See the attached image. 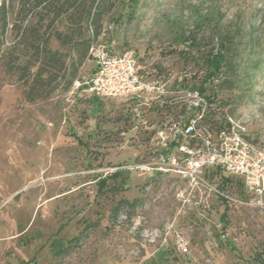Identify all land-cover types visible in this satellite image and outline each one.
<instances>
[{"label":"rangeland","instance_id":"1","mask_svg":"<svg viewBox=\"0 0 264 264\" xmlns=\"http://www.w3.org/2000/svg\"><path fill=\"white\" fill-rule=\"evenodd\" d=\"M193 37L197 46L187 44ZM98 41L134 50L150 74L189 70L196 90L205 80L201 94L218 102L206 126L230 116L264 148V0H121ZM222 41L233 89L206 77V57ZM93 66L87 58L76 79ZM72 85L27 102L0 59V264H264V206L240 177L210 176L242 203L208 191L178 195L185 186L173 171L121 168L110 176L149 160L153 146L133 133L130 102ZM176 232L188 241L185 254Z\"/></svg>","mask_w":264,"mask_h":264},{"label":"built area","instance_id":"2","mask_svg":"<svg viewBox=\"0 0 264 264\" xmlns=\"http://www.w3.org/2000/svg\"><path fill=\"white\" fill-rule=\"evenodd\" d=\"M89 58L93 71L74 80L73 90L130 102L133 133H143L153 146L149 160L117 166L115 171H173L185 186L178 195L208 191L226 202L242 203L213 183L210 176L222 171L240 177L245 190L264 206V148L253 144L230 116L216 129L206 126L207 113L218 102L184 84L189 70L150 74L134 50L116 52L100 41L90 46ZM176 247L181 254L189 249L179 232Z\"/></svg>","mask_w":264,"mask_h":264},{"label":"trees","instance_id":"3","mask_svg":"<svg viewBox=\"0 0 264 264\" xmlns=\"http://www.w3.org/2000/svg\"><path fill=\"white\" fill-rule=\"evenodd\" d=\"M121 0H2L0 2V59L6 72L22 87L23 99L35 102L49 98L57 89L67 91L89 58V49L103 33L104 22ZM184 42L183 35L176 33ZM197 46L196 38H188ZM54 40L65 48H52ZM229 42V41H228ZM228 44L210 50L206 74L222 78L226 89L235 87L233 65L227 57ZM228 68L224 74L222 67ZM94 68V66H93ZM230 69V70H229ZM187 80V82H185ZM184 84L188 85V79ZM204 81L197 87L205 93ZM215 99V95H207ZM120 170L110 176L116 177ZM227 180V178H224ZM225 180V181H226ZM106 178L100 180L104 186Z\"/></svg>","mask_w":264,"mask_h":264},{"label":"crops","instance_id":"4","mask_svg":"<svg viewBox=\"0 0 264 264\" xmlns=\"http://www.w3.org/2000/svg\"><path fill=\"white\" fill-rule=\"evenodd\" d=\"M150 115H152V113Z\"/></svg>","mask_w":264,"mask_h":264}]
</instances>
